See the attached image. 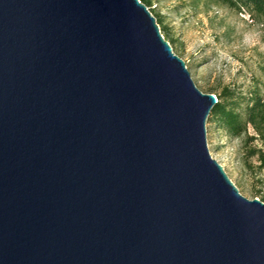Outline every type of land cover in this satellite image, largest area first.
I'll list each match as a JSON object with an SVG mask.
<instances>
[{"label": "water", "instance_id": "obj_1", "mask_svg": "<svg viewBox=\"0 0 264 264\" xmlns=\"http://www.w3.org/2000/svg\"><path fill=\"white\" fill-rule=\"evenodd\" d=\"M217 101L141 0H0V264H264Z\"/></svg>", "mask_w": 264, "mask_h": 264}, {"label": "rangeland", "instance_id": "obj_2", "mask_svg": "<svg viewBox=\"0 0 264 264\" xmlns=\"http://www.w3.org/2000/svg\"><path fill=\"white\" fill-rule=\"evenodd\" d=\"M152 1L168 37L175 41L174 53L185 61L203 93L217 94L226 87L245 93L259 88L264 93V22L255 20L248 10L239 11L216 0ZM206 127L212 157L242 195L261 199L264 171L247 154L243 138L230 137L208 121Z\"/></svg>", "mask_w": 264, "mask_h": 264}, {"label": "trees", "instance_id": "obj_3", "mask_svg": "<svg viewBox=\"0 0 264 264\" xmlns=\"http://www.w3.org/2000/svg\"><path fill=\"white\" fill-rule=\"evenodd\" d=\"M141 1L156 17L162 34L167 35L165 39L172 46L175 41L168 37L167 27L162 26L163 17L154 12L153 1ZM216 2L239 11L248 10L255 20L264 22V0H216ZM209 93H214L218 101L210 112L208 123L230 137L243 138L247 154L255 157L260 170L264 171V93L259 88L245 93L229 87L217 94L213 91ZM257 142H261V145L256 144ZM260 200L264 202V195Z\"/></svg>", "mask_w": 264, "mask_h": 264}]
</instances>
